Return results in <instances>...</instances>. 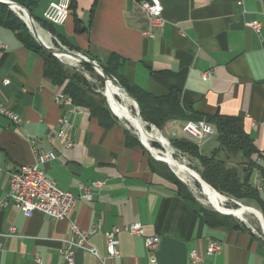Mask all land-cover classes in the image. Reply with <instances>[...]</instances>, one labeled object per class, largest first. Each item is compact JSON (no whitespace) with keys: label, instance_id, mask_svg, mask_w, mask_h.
<instances>
[{"label":"crops","instance_id":"0c3cea01","mask_svg":"<svg viewBox=\"0 0 264 264\" xmlns=\"http://www.w3.org/2000/svg\"><path fill=\"white\" fill-rule=\"evenodd\" d=\"M54 1L33 0L32 13L42 18ZM139 1L71 0L66 23L42 30L68 50L109 66L127 88L156 97L175 92L187 116L238 118L255 148L249 180L264 196V3L159 0L164 24L149 38L144 34L150 29L149 17ZM251 22L260 24L258 33ZM16 34L0 22V104L20 118L14 123L0 114V198L7 193L8 171L51 152L54 158L38 166L75 195L72 217L81 230L100 225V232L88 237L99 256L105 252L103 231L139 222L144 236L160 237L158 264H191V250L204 256L198 264H264V239L240 220L206 223L201 205L179 193L176 181L183 182L127 127L118 120L104 127L88 108L72 102L76 109L71 111L57 103L60 86L43 74L41 55ZM62 117L70 147L55 135ZM185 121L169 120L160 129L167 128L170 139L189 140L180 130ZM217 146L216 135L210 136L197 146L198 153L209 156ZM182 153L201 170L196 156ZM218 156L235 166L240 178L245 176L241 153ZM94 181L102 184L91 188L92 197L86 200L79 185L90 187ZM144 236L120 232L119 256L111 264H148ZM71 237L66 220L41 212L25 216L12 203L0 207V264H38L35 256L40 264H67L60 250L62 239ZM210 241L221 243L218 254H205ZM71 264L109 263L78 248Z\"/></svg>","mask_w":264,"mask_h":264},{"label":"trees","instance_id":"16d2710c","mask_svg":"<svg viewBox=\"0 0 264 264\" xmlns=\"http://www.w3.org/2000/svg\"><path fill=\"white\" fill-rule=\"evenodd\" d=\"M11 1L23 6L32 16L33 20L41 24L43 28L46 29V27L49 26L50 23L42 18L34 16L32 13L31 4L34 3L33 0ZM0 22L15 30L18 39L26 47L35 50L41 55L43 59V74L60 86L61 92L67 94L75 105L88 108L90 114L104 127L112 125L117 120L104 105L101 96L88 85L87 80L76 69L65 66L56 57L44 51L34 40L24 22L2 3H0ZM81 64L84 71L93 70L88 65L84 63ZM99 65L107 76L114 77L117 83L125 89L127 94L137 102L140 115L147 123L158 128L169 120H205L208 123H212L216 128L218 146L211 155H200L198 153L197 145L184 138L172 139L171 145L180 152H187L198 158L201 165L199 175L217 192L231 195L236 200L248 198L255 201L264 219V196L255 189L249 180L250 174L248 171L256 165L252 158L255 148L251 138L244 131L242 123L238 118L222 116L201 118L187 116L182 109L179 97L175 92H169L164 96L158 97L146 93H140L139 91L132 90L123 85L109 66H104L102 64ZM89 93L96 94L99 97V99H97L98 101L92 98ZM152 145L159 147L157 143H153ZM220 152H223L225 155L235 153L242 154L244 159L241 165L243 170L245 172L247 171L243 178L239 177L238 170L235 166H228L224 160L219 158L218 153ZM176 184L179 193H181L186 199L196 202L183 183L176 181ZM200 211L203 220L211 225L227 224L231 220H234L230 215L221 214L202 206H200Z\"/></svg>","mask_w":264,"mask_h":264},{"label":"built area","instance_id":"2783aa9c","mask_svg":"<svg viewBox=\"0 0 264 264\" xmlns=\"http://www.w3.org/2000/svg\"><path fill=\"white\" fill-rule=\"evenodd\" d=\"M260 1L264 3V0ZM139 5L148 15L150 21V29L144 34L149 38H153L155 31L160 29L164 24V20L161 16V3L159 0H140ZM70 14L71 0H57L47 5L42 12V19L52 25H63L68 20ZM248 25L255 32H259V23L251 22L248 23ZM52 38L57 43L58 48L68 50L55 36H52ZM1 47L4 46L1 45ZM110 79L111 81L117 82L114 77H110ZM2 83L7 85L9 80L4 79ZM55 101L57 103L66 104L71 111L76 109L72 103V99L63 93H58L55 96ZM0 114L14 123L20 122L19 116L3 104H0ZM66 126L67 119L65 117L60 118L55 135L58 139L63 141L65 147H70L72 143L67 137L65 130ZM180 130L186 138L194 142L198 147L201 146L206 138L216 135V128L205 120H187L181 125ZM52 158H54V155L51 152L42 153L39 155V162H44ZM39 162H35L31 165L22 164L7 172L8 189L6 196L0 198V207H6L9 203H12L25 216H31L34 212H41L53 219L66 220L69 224L72 237L62 239L60 253L67 264L72 263L74 250L78 248L85 249L92 255L100 258L103 262L111 264L119 256V241L117 235L120 232L144 236V228L139 222H133L122 227H113L110 230L103 231L105 252L104 255L99 256L97 250L88 243V237L91 234L100 232V225L98 223L95 224L89 231L81 230L76 225L72 217L73 205L76 199L75 195L58 187L57 184L39 168ZM101 184V181H94L91 183L90 187L79 185L82 192L81 196L86 200H90L93 193L91 188H98ZM257 188L259 189V186H257ZM244 224L264 239L262 230L258 232L254 227L246 223ZM10 231L13 232V228H11ZM159 243L160 237L157 235L144 236V246L148 255V264H158L156 251ZM220 251L221 243L210 241L206 246L205 254L210 256L218 254ZM34 259L36 263L40 264V259L37 256H35ZM189 260L191 264H198L203 262L204 256L199 255L195 250H191L189 252Z\"/></svg>","mask_w":264,"mask_h":264},{"label":"bare ground","instance_id":"6f19581e","mask_svg":"<svg viewBox=\"0 0 264 264\" xmlns=\"http://www.w3.org/2000/svg\"><path fill=\"white\" fill-rule=\"evenodd\" d=\"M11 10L24 21L28 27L32 26L26 12L19 6L12 4ZM34 27L37 31L39 38L46 44L52 45L49 35L42 30L36 22ZM55 46V45H54ZM63 62L70 64L78 63V61L68 55H59ZM85 74V72H83ZM86 75V74H85ZM87 77V75H86ZM103 95L106 98V102L111 111L120 119L127 122V126L132 129L133 133L137 135L138 139L148 147L151 152L158 158L166 161V164L173 170L176 176L196 194L198 191L203 198H199V201L205 204H209L216 210L226 212L233 217L239 219L241 222H249L255 215L253 214V207L239 203L237 207H227L222 202L223 199L218 197L213 191H211L204 184L197 187L194 183L192 175L181 165L182 163L187 164L185 157H175L174 148L164 138L161 133L155 129L154 125L145 123L142 119L137 116V109L135 103L127 96V94L121 89V87L113 81H108L104 84ZM134 108L135 114L132 109ZM150 126V127H149ZM157 139L161 144V149L152 146L153 140ZM180 162V163H179ZM257 220V218H256ZM258 221V220H257ZM259 224V222H258ZM260 225V224H259ZM261 227V225H260Z\"/></svg>","mask_w":264,"mask_h":264},{"label":"water","instance_id":"95a60500","mask_svg":"<svg viewBox=\"0 0 264 264\" xmlns=\"http://www.w3.org/2000/svg\"><path fill=\"white\" fill-rule=\"evenodd\" d=\"M0 3H2V4H4V5H6L10 10H11V5L12 4H14V5H17V6H19L21 9H23L25 12H26V14H27V16H28V18H29V20L31 21V24H32V26L30 27H28L27 25H26V27L28 28V30L30 31V33H31V35H32V37L34 38V40L38 43V45L44 50V51H46L47 53H49V54H51V55H53L54 57H56L59 61H61V62H63L62 60H61V58L59 57V55H68V56H70V57H72V58H74V59H76L79 63H84V64H86V65H88L90 68H92L99 76H100V78L102 79V81L104 82V84H106V82H108V81H110L111 79H110V77L109 76H107L104 72H103V69H102V67L94 60V59H92V58H89V57H87V56H85V55H83V54H81V53H79V52H75V51H71V50H65V49H61V48H58V47H54L53 45H48V44H46V43H44L40 38H39V36H38V34H37V31H36V29H35V27H34V20H33V18H32V16L29 14V12L23 7V6H21V5H19V4H17L16 2H13V1H11V0H0ZM12 11V10H11ZM63 63H66V64H68V65H74V64H70V63H67V62H63ZM116 84H118L117 82H116ZM120 87H121V89L127 94V92L124 90V88L120 85V84H118ZM127 96L135 103V105H136V109H137V116H138V118H140L141 119V115H140V110H139V107H138V104H137V102L130 96V95H128L127 94ZM112 112V111H111ZM113 113V112H112ZM113 115H115L114 113H113ZM116 116V115H115ZM117 117V116H116ZM118 118V117H117ZM146 123V122H145ZM138 138V137H137ZM139 140V139H138ZM139 142L142 144V146L144 147V148H146L149 152H150V154L155 158V159H157V160H159V161H162V162H165L166 163V161H164L163 159H161V158H158V157H156L152 152H151V150L148 148V147H146L140 140H139ZM153 142L154 143H157V144H159L160 146H161V144H160V142L155 138L154 140H153ZM175 150V149H174ZM180 163V162H179ZM191 175H192V177H193V179L199 184V185H202V184H204L205 186H207L211 191H213L218 197H220V198H222L223 200H224V202H226V201H232V202H234L236 205H240L239 204V202L238 201H236V200H233V199H231V198H229L228 196H226V195H224V194H221V193H219V192H217L214 188H212L210 185H208L202 178H201V176L194 170V169H192L190 166H187L186 164H184V163H182L181 164ZM216 210V209H215ZM217 212H219V213H221V214H226V215H230V214H228V213H226V212H223V211H219V210H216ZM253 214L255 215V217L257 218V220H258V222H259V224L261 225V230H262V233L264 234V219H263V216H262V213L259 211V210H257V209H255V208H253ZM232 216V215H231Z\"/></svg>","mask_w":264,"mask_h":264},{"label":"rangeland","instance_id":"374dc122","mask_svg":"<svg viewBox=\"0 0 264 264\" xmlns=\"http://www.w3.org/2000/svg\"><path fill=\"white\" fill-rule=\"evenodd\" d=\"M37 23V22H36ZM37 25L42 29V25L41 24H39V23H37ZM27 28V27H26ZM28 29V28H27ZM29 31V30H28ZM45 31V30H44ZM30 32V31H29ZM48 35H49V38H50V40H51V42H52V45L54 46V47H57V43L53 40V38H52V36L50 35V33L49 32H47V31H45ZM31 34V33H30ZM65 66H67V67H70V68H74V69H76L86 80H87V82H88V85L90 86V87H92L93 88V90L96 92V93H98L100 96H101V98L103 99V102H104V105L108 108V110L111 112V110H110V108H109V106H108V104H107V102H106V98L104 97V95H103V89H104V82L102 81V79L100 78V76L94 71V70H91V71H84L83 70V68H82V64L81 63H76V65L74 64V65H68V64H66V63H63ZM83 72H85V74L87 75V77H86V75L83 73ZM114 83H116L115 81H113ZM125 90V89H124ZM132 109V112H133V114H135V110H134V108L132 107L131 108ZM112 113V112H111ZM112 115H113V113H112ZM115 116V115H114ZM115 118L121 123V124H123L125 127H127L132 133H133V131H132V129L131 128H129L128 126H127V122L124 120H120V119H118L116 116H115ZM141 119L143 120V118L141 117ZM144 122H146L145 120H143ZM150 127V126H149ZM155 129H157L160 133H161V135L164 137V138H166L167 140H168V142L171 144V141H172V139H170L168 136H170L169 135V132H168V130H167V128H162V130L160 129V128H158V127H154ZM135 135V134H134ZM135 136H137V135H135ZM154 143V142H153ZM152 143V144H153ZM159 145V144H158ZM153 146V145H152ZM172 146V145H171ZM153 147H155V146H153ZM173 147V146H172ZM155 148H158V149H161V146L159 145V147H155ZM174 148V147H173ZM175 149V148H174ZM175 151V157L178 159L179 157H185L186 158V161H187V166H190L192 169H194L198 174H199V171H200V167H198V164H197V162L195 161V160H193V159H191L189 156H187L186 154H183L182 152H180V151H177L176 149L174 150ZM179 156V157H178ZM194 183H195V185L197 186V187H199V184L194 180ZM184 184V183H183ZM185 185V187L187 188V190H188V192L192 195V197L202 206V207H204V208H206V209H209V210H213V211H216L213 207H211L209 204H205V203H202L201 201H199V199H198V197L200 198L201 197V195H200V193L197 191L196 192V194L193 192V190L191 189V188H189L186 184H184ZM224 195H226V196H228L229 198H231V199H233V200H236L233 196H231V195H227V194H224ZM201 198H203V197H201ZM236 201H238L239 203H241V204H244V205H247V206H251V207H253V208H255V209H257V210H259L260 211V209H259V207H258V205H257V203L255 202V201H253V200H250V199H248V198H243V199H240V200H236ZM225 206H227V207H237L238 205H236L234 202H232V201H226V202H224V200H223V202H222ZM231 216V215H230ZM233 217V216H232ZM234 219H236V220H238L239 221V219H237V218H235V217H233ZM250 221L249 222H247L246 224H248V225H250L251 227H254L255 228V230L256 231H258V232H261V227H260V225L258 224V221L256 220V217H253L252 216V218L251 219H249Z\"/></svg>","mask_w":264,"mask_h":264}]
</instances>
